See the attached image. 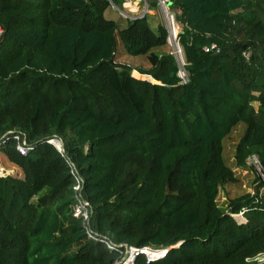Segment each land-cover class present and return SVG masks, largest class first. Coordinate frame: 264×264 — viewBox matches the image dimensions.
I'll use <instances>...</instances> for the list:
<instances>
[{"label": "trees", "instance_id": "16d2710c", "mask_svg": "<svg viewBox=\"0 0 264 264\" xmlns=\"http://www.w3.org/2000/svg\"><path fill=\"white\" fill-rule=\"evenodd\" d=\"M169 1L185 84L149 13L121 27L105 15L110 0H0V150L24 172L0 176V264H115L126 246L168 250L135 264H243L264 252L262 182L218 203L238 181L224 140L240 124L236 164L257 155L264 168V0ZM119 38L151 66L119 63ZM213 43L220 52L205 51ZM73 170L93 229L116 248L73 216Z\"/></svg>", "mask_w": 264, "mask_h": 264}, {"label": "built area", "instance_id": "2783aa9c", "mask_svg": "<svg viewBox=\"0 0 264 264\" xmlns=\"http://www.w3.org/2000/svg\"><path fill=\"white\" fill-rule=\"evenodd\" d=\"M111 4L116 6L112 0ZM145 3V7L143 11L140 10L139 2L140 0H124L123 2V7H125L126 11L128 13H123L126 17L129 19H135L137 17H143L147 13H150L149 10V4L148 0H143ZM134 4L136 7L133 8L132 6L128 4ZM159 7L162 8L163 13H164V18L166 20V27L168 30V49L169 52L175 57L177 66H178V76L181 79V82L183 84L187 83L189 81V74L186 69L187 61L185 58V53L184 49L181 45L180 42V31H181V26L179 22L177 21L176 13L171 9L170 6V1L169 0H158ZM117 7V6H116ZM3 33L2 28L0 27V36ZM206 52H220V47L213 43L210 45H207L204 47ZM245 55H248V53H245ZM16 141H17V150L22 154V155H27L28 152L31 150V146H29L26 142V139L23 137L22 134L16 133L13 134L12 136ZM52 143L57 145L56 141L60 143L58 139H52L50 140ZM4 142V140L0 139V146ZM59 148L61 147V143L58 144ZM248 163L251 164L253 167L257 169L261 176V182H262V190L264 191V168L258 158L257 155H251L248 158ZM12 168H15L12 166ZM8 169H11V167H5L0 160V176H7L10 174H15L11 173ZM16 170V169H15ZM16 172V171H15ZM75 174V179L76 183L73 186V189L75 191V202L73 204V216L77 219H80L83 223V227L85 229L86 234L88 235L89 238L95 240V241H103L106 242V245L109 248H116L117 245L112 243L111 241H106L102 238L99 237L98 233L93 229L91 225V217H92V211L90 208L89 203L85 198L83 197V179L81 176H79L75 171L73 170ZM254 194V191L252 192ZM239 215L243 216V212H241ZM237 216V215H236ZM122 246V245H120ZM149 248H136V247H128L126 246V250L124 253V256L122 257L121 260L117 261L115 264H135V259L138 255L144 254L147 256V261H153L159 258H162L166 255L165 250H152L157 253L156 257H150L147 253L146 250ZM151 250V249H150ZM243 264H264V252H259L256 255L249 256L245 259V263Z\"/></svg>", "mask_w": 264, "mask_h": 264}, {"label": "rangeland", "instance_id": "374dc122", "mask_svg": "<svg viewBox=\"0 0 264 264\" xmlns=\"http://www.w3.org/2000/svg\"><path fill=\"white\" fill-rule=\"evenodd\" d=\"M116 6L111 4V6L106 10L105 15L107 18H112L115 21L119 22L120 26L122 27L124 24H127V19H128V17H126L123 13H128V12L126 11L125 7H123L121 2L117 3ZM139 6H140L139 11H143L145 7V3L143 0H140ZM121 11H123V13ZM158 13L159 16L162 18V20L164 21V24H166L164 13L161 7L158 8ZM148 17L154 18L151 17L150 15H148ZM155 18L157 21H159L158 16H156ZM151 26L153 27V29H156V26H154L153 24ZM124 51L126 50H124L122 41L119 38L117 44V56H116V60L119 63H127L137 68L149 64L148 59L145 56L143 55L133 56ZM136 62H139V64H137ZM253 104L256 109L259 107V102H254ZM245 129H246V125L243 123L240 124L234 129V131L230 134V136H228L224 140V157L228 165L234 169L238 177L237 182L228 183L227 185H225L223 188L220 189V193L218 195V203L224 209L228 208L229 199L238 197L248 192L255 191L256 187L261 182V176L259 172L251 164H249L245 168H240L236 164V159H235L236 145L243 136ZM8 170L11 173H17V170H15V168H12V166L11 169ZM236 218L239 222L246 221L245 217L239 214H237Z\"/></svg>", "mask_w": 264, "mask_h": 264}, {"label": "crops", "instance_id": "0c3cea01", "mask_svg": "<svg viewBox=\"0 0 264 264\" xmlns=\"http://www.w3.org/2000/svg\"><path fill=\"white\" fill-rule=\"evenodd\" d=\"M151 13H149V15L151 17H154V18H149V21L151 22V24H153L154 26H158L159 24H164V21L162 20V18L159 16V13H158V8L157 9H152L150 10ZM106 13V12H105ZM156 16L159 17V21L156 20ZM112 19V18H111ZM119 23V22H118ZM120 24V23H119ZM126 24H124L122 27H124ZM167 49V47H164V50ZM125 52V51H124ZM137 64H139V62H136ZM149 64L143 66L144 68H149L151 66L150 62L148 61ZM135 71V70H134ZM137 71V70H136ZM0 160H1V163L5 166V167H15V169L17 170V172L20 173V175L23 177L24 175V172L22 171V169L20 167H18L17 165H15L14 163H12L8 158L7 156L0 150Z\"/></svg>", "mask_w": 264, "mask_h": 264}, {"label": "bare ground", "instance_id": "6f19581e", "mask_svg": "<svg viewBox=\"0 0 264 264\" xmlns=\"http://www.w3.org/2000/svg\"><path fill=\"white\" fill-rule=\"evenodd\" d=\"M130 6H132L133 8H135L136 6L134 4H128ZM133 75L136 76V77H139V78H142V79H150L152 82H157L151 75H146V74H141L139 73L138 71H133ZM58 145V144H57ZM59 146V145H58ZM146 253L150 256V257H156L157 253L150 250V249H147L146 250Z\"/></svg>", "mask_w": 264, "mask_h": 264}, {"label": "water", "instance_id": "95a60500", "mask_svg": "<svg viewBox=\"0 0 264 264\" xmlns=\"http://www.w3.org/2000/svg\"><path fill=\"white\" fill-rule=\"evenodd\" d=\"M150 80V79H149ZM56 143H58V144H60L58 141H56ZM58 148H59V146L58 145H56ZM168 251H166V253H167Z\"/></svg>", "mask_w": 264, "mask_h": 264}]
</instances>
